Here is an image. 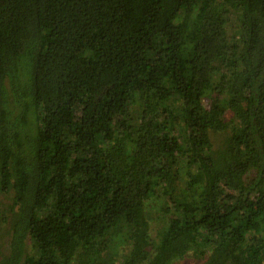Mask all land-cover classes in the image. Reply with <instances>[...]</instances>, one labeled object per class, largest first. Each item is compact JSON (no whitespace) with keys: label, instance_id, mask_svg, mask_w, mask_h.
<instances>
[{"label":"trees","instance_id":"trees-1","mask_svg":"<svg viewBox=\"0 0 264 264\" xmlns=\"http://www.w3.org/2000/svg\"><path fill=\"white\" fill-rule=\"evenodd\" d=\"M0 223V264H264V0H0Z\"/></svg>","mask_w":264,"mask_h":264},{"label":"rangeland","instance_id":"rangeland-1","mask_svg":"<svg viewBox=\"0 0 264 264\" xmlns=\"http://www.w3.org/2000/svg\"><path fill=\"white\" fill-rule=\"evenodd\" d=\"M232 24L231 22L228 23V30H230L232 28ZM2 201L4 204H8L9 202H11L10 196L8 195H3L1 197ZM161 205V202L155 198H153L151 200V204L148 207V215L149 218L151 220V236L152 238H157L159 233V228L163 229L166 228L167 226V222L168 220L164 221V218H166L165 216H163L161 213L157 214L158 210V206ZM164 221V223H163ZM162 226V227H160ZM10 239V234H9V230L8 227L5 224L0 223V256L4 253H6L7 251V246H8V241ZM207 245L206 240L200 241L199 238L197 239V241L195 242L194 245V251L183 258H180L176 261H174L172 264H202V260L201 258L197 255V252L200 248V245ZM27 250L30 253L32 252V247L28 246Z\"/></svg>","mask_w":264,"mask_h":264}]
</instances>
